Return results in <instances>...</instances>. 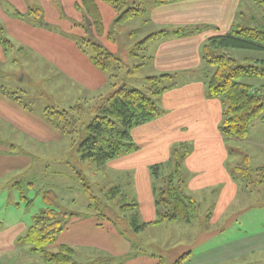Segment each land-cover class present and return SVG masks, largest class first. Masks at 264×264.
I'll use <instances>...</instances> for the list:
<instances>
[{
    "label": "rangeland",
    "instance_id": "1",
    "mask_svg": "<svg viewBox=\"0 0 264 264\" xmlns=\"http://www.w3.org/2000/svg\"><path fill=\"white\" fill-rule=\"evenodd\" d=\"M5 1L0 0V10L5 14L8 11L11 13L14 8L24 13L31 7H41L42 18L49 27L36 25L45 31L33 34L23 33L18 26L10 25L7 18L0 14V24L3 27L6 24L8 27L6 29L8 31H5L4 35L12 43V46L8 48L0 41V86L15 92L20 101L27 106L23 107L7 96L8 100L18 108L10 105L7 107L4 100L0 98V112L19 120H25L26 115L24 114L32 115L36 122L30 121V123L35 131L44 133L50 126L53 136L57 133V137L47 136L44 137L45 141L31 140L29 136L4 123L0 116V146L10 149V146L14 145L17 152L15 155H21L28 162L27 167L22 166L14 177H5L0 180V217H10L11 212L6 211L4 214V208L6 209L8 206L11 210L13 207L16 216H11L9 220L16 219V217L20 220L28 219L30 225L32 216L47 207L43 199V192L51 189L57 195V203L54 205L56 210L66 213H81L78 216L70 217L67 224L72 218L79 220L78 217L85 215L97 218L95 214H104L107 218H123L127 212L124 211L122 205L132 198L136 200L137 204H140V211L141 207L144 208L141 214L142 218L155 219L156 214L149 215L147 212L149 201L154 204L155 200L153 180L156 186H161L162 178L174 170V149L178 148L179 152L183 149L178 145L181 143L178 142L180 138L176 137L170 142L166 147V155L160 154L162 158L159 156L156 159L150 158L156 154L153 152L151 154L144 148L141 152L137 149L131 151L130 153L137 154L134 157H118L116 160L107 161L102 166H96L89 160H81L77 153L71 151L69 136L61 134L53 124L44 119L43 114L46 108L67 109L85 99L92 101V98L97 95L91 96L89 92H81V85L67 77V75H71L77 79L79 76L77 80L81 83V59L73 54L74 51L81 58V51L76 45V40L70 35H87L81 26V21L83 22L81 15L84 12L76 7L78 0ZM133 1L140 3L143 12L119 22L115 21L118 13L108 3L96 0L98 5H103L112 13L110 18L106 14L104 16L103 25L106 28V33H104V37L100 38V41L103 43L109 41L111 44H115V55L124 63L122 67L110 70L109 74H113V77L111 79L108 77V84L101 88L98 95L108 94L119 85L147 91L149 83L145 81V78L151 76L155 71L153 66L146 63V59L150 55L152 46L157 43L148 45L142 50L137 48L134 50V47L153 32L144 20L151 14L153 5L157 4L154 0ZM263 16V4L255 0H243L236 25L259 27ZM88 35L92 37L90 32ZM93 39L100 42L98 36ZM104 47L108 49L106 46ZM218 51L229 54L241 65L254 64L256 59L264 58V51L236 48H222ZM66 57L69 58V65L73 63L78 69L66 67L60 60ZM143 63L145 64L141 65ZM211 69L213 70V67ZM106 75L108 76V74ZM238 81L260 89L264 95V76L244 77ZM167 82L169 83L165 79L164 84ZM0 94L2 95L1 92ZM160 96L153 98L159 109ZM136 127L131 129L130 134H133V129ZM134 134L138 135L136 132ZM200 134L206 136L205 132H200ZM192 135L189 133L186 137L189 138ZM196 137L194 134L193 138ZM262 141H264V108L249 124L245 139L225 138L230 153L231 175L234 167H244L245 156L248 158V167L251 169L264 165ZM186 143L190 150L192 142L186 141ZM134 144L136 147L138 146L137 143ZM170 156L171 160L169 161ZM158 163L163 164L159 178H156V175L152 177L150 166ZM77 171L81 172L84 177L81 182ZM183 171L186 182L188 176L185 173V168ZM254 179H257L255 174L249 183L248 180L246 181V185L236 182L237 196H240L233 198L229 210H224L223 214L212 215L211 193L198 191L194 195L196 198H193L198 206L192 213L190 222H179L180 227H176L177 223H174L175 225L163 223L157 227L149 225L146 230L137 234L132 233L130 237L137 244L139 251L159 254L164 259V264H174L179 255L188 249H193L194 252L205 251L215 248L222 241L231 242L243 237V240L249 241L255 238L252 236L256 232L264 229L262 226L264 224V208L262 207L264 187L255 186ZM83 182L89 187L90 195L93 198L89 196ZM29 201L30 203L27 204ZM14 203L18 204H15V206H19L18 209L15 208ZM137 208L139 211V206ZM241 208L243 209L241 210ZM98 218L107 222L101 217ZM80 223L81 220L75 225L78 226ZM122 226L128 230L126 223H123ZM78 233L74 234L75 241L81 245ZM204 243L208 244L202 246ZM182 244L191 246L184 249ZM51 246L53 244L49 246V251L57 250ZM76 246L73 247L75 264L105 263L103 257L108 256L107 254L95 253L97 250ZM177 248L181 251L180 254H177L178 256H175ZM20 251L23 254L26 253L22 249ZM14 255L9 259L0 257V264H14ZM32 255L36 258L33 257L26 261L25 257H22L17 264H54L45 262L42 255L37 252L33 251ZM219 264H264V251L250 250L244 255L228 258Z\"/></svg>",
    "mask_w": 264,
    "mask_h": 264
},
{
    "label": "crops",
    "instance_id": "2",
    "mask_svg": "<svg viewBox=\"0 0 264 264\" xmlns=\"http://www.w3.org/2000/svg\"><path fill=\"white\" fill-rule=\"evenodd\" d=\"M242 2L243 0L168 1L153 5L151 14L144 20L153 30L152 33L161 30L172 31L177 28H199V30L188 36L154 38L148 42V45L157 43V45L152 46L150 55L146 59V63L153 66V70H155L152 75L172 74L174 75L175 85L160 96L161 115L133 129L136 135H138L135 136L133 132V134H130L131 138L134 143L138 144L137 150L139 152L146 148L151 154L152 152L155 153L156 155L150 156L153 159L158 158V156L162 158L160 154L162 156L166 155V147L176 137L180 138L178 142L191 141L192 147L189 154L183 160V169L185 168V173L188 176L184 185V191L192 198H196L194 195L198 191L211 193L210 198L213 200L210 203L213 209L212 215H220L223 214L224 210L228 211L233 198L237 196L236 182L243 184L245 182L231 175L230 153L226 146L225 138L218 130L224 104L217 98L207 96L206 84L212 69L203 62L201 47L209 37L224 34L231 30L239 18ZM5 3L10 5L7 1ZM98 6L102 20H104L105 14L109 18L112 16L108 8L103 5ZM39 8L41 9V7ZM14 10L18 9L14 8ZM18 11L21 12L20 10ZM0 14H3L7 18L10 25L18 26L23 33L33 34L38 31H45L23 19L12 16L9 11L5 14L0 10ZM84 17V14L81 15L82 20H85ZM4 27V30L8 31L6 30L8 29L6 24H4ZM103 28V32L100 35H96L92 31H90V34L94 37L98 36L100 41V38L104 37V33H106L104 25ZM101 43L110 52L115 54V44H111L109 41ZM70 50L72 51V49ZM80 53L81 58L73 51V54L81 59V83L77 80L79 76H77V79L71 75H67V77L76 84L81 85V92H89L91 96L96 95L101 88L108 84L107 81L109 79L105 73L93 66L86 54L82 51ZM60 60L66 67L70 66L71 68L78 69L73 63L69 65L68 57ZM0 98L4 100L7 107L10 105L18 108L3 94H0ZM24 115H26L25 120H19L0 112L1 120L4 123L29 136L31 140L45 141L44 137L53 136L50 126L46 128L44 133L35 131L30 123V121L36 122L35 118L32 115ZM200 132H205L206 136H202ZM189 133L193 135L187 138L186 136ZM194 134H196V138H193ZM53 137H57V133ZM262 145L264 146V141H262ZM8 151V148L0 146V180L5 177H14L22 166L27 167L26 164H28L26 158L21 155L10 154ZM134 155L137 154L128 153L119 157L128 158L134 157ZM117 158L112 160H116ZM255 186L263 188L264 182L260 185L255 184ZM15 204L13 205L15 206ZM138 206L141 221H154L150 217L142 218L141 214L144 208L141 207L140 211V204ZM18 207L15 206L16 209ZM147 207L149 215L156 214L155 202L153 204L152 201H149ZM262 207L264 208V204H262ZM6 211L11 212L10 217L16 216V211L13 207L10 210L7 206L6 209L4 208V214H6ZM10 217H0V257L9 259L15 254L14 264L20 262L22 257H25L26 261L33 257L36 258V256L32 255L31 246L29 248L28 244L19 240L27 230L29 225L28 219L20 220L16 217V219L9 220ZM29 218L31 217L29 216ZM78 219L73 220L72 218L69 224H65L51 248H58L60 244H67L71 247H77L76 245H78L94 249V251L97 250L95 253H103L113 257L122 256L129 252V240H126L125 237L123 238L109 221L103 222L92 215H85L78 217ZM80 220L81 223L76 226L75 224ZM174 223H177L176 227H180L179 222H170L169 225H175ZM262 226L264 228V224ZM76 232H79L78 237L81 239V245L75 241L76 236L74 234ZM252 237L255 238L249 241L243 240L244 237L237 238L231 242L222 241L215 248L205 251L194 252L193 249H188L186 252H190V256L181 264H219L228 258L244 255V253L250 250L264 251V229L256 232ZM185 241L187 242L188 240ZM207 244L204 243L202 246ZM181 246L186 249L191 245L182 244ZM20 249L26 253L23 254ZM180 251L178 248L175 249V256L180 254ZM156 256H159V254L140 252L121 264H157L158 259Z\"/></svg>",
    "mask_w": 264,
    "mask_h": 264
},
{
    "label": "trees",
    "instance_id": "3",
    "mask_svg": "<svg viewBox=\"0 0 264 264\" xmlns=\"http://www.w3.org/2000/svg\"><path fill=\"white\" fill-rule=\"evenodd\" d=\"M101 1L108 3L118 13L115 21H124L143 12L140 3L133 0ZM168 1L178 0H154L156 4ZM255 1L264 5V0ZM76 7L84 12L85 20L81 22V26L87 35L70 36L76 40L77 47L88 56L91 63L103 73L108 74L107 77L111 79L113 74H109L110 70L115 67L120 68L124 66V63L100 42L93 39L92 35V37L88 35L90 31L100 35L104 29L98 4L96 0H78ZM11 15L26 20L32 25L49 27L42 18V10L37 6L29 8L25 13L13 10ZM197 30L199 28L161 30L146 36L135 45L134 50L136 48L145 49L148 42L154 38L188 36ZM4 33V27L0 24V41L9 48L12 43L5 37ZM222 48L264 51V16L259 27L234 24L228 32L209 37L201 47L203 62L208 67H213L206 84L207 96L217 98L225 104L218 130L224 138L245 139L249 124L264 108V95L260 89L253 88V86L238 80L244 77L264 76V58L256 59L254 64L241 65L229 54L218 51ZM165 79L169 83L164 84ZM145 81L149 83L147 91L119 85L108 94H97L92 98V101L85 99L67 109L46 108L43 114L44 119L53 124L61 134L69 136L71 151L77 153L81 160H89L94 162L96 166H102L109 160L137 149L130 135L131 129L161 115L162 110L159 109L153 98L160 96L175 85L172 74L147 76ZM0 92L23 107H27L20 101L15 92L8 91L2 86H0ZM178 145L183 149L181 152L178 148L174 149V170L162 178L161 186H156L153 180L156 211L154 221L143 222L140 220L138 204L133 198L122 205L124 211L127 212L123 218H107L104 214H95L97 218L101 217L111 222L117 232L130 242L128 253L118 257L105 256L103 257L104 264H121L141 252L130 237L132 233L137 234L149 225L158 226L163 223H188L191 221L192 213L197 209L198 204L184 191L183 171V160L190 150L186 142H181ZM15 149V146L11 145L8 153L16 154ZM162 166L161 163L150 166L152 177L156 175V178H159ZM233 169V177L240 178L245 183L247 180L249 183V179L254 174L257 179L253 180V184L260 185L264 182V166L256 169L249 168L246 156L244 167L236 166ZM77 176L80 182L84 180L81 172L77 171ZM83 185L89 196L93 198L87 184L83 182ZM43 199L47 207L32 216V223L19 240L30 245L31 250L42 255V259L47 263L75 264L73 247L60 244L57 250L53 252L49 251L48 248L55 243L67 220L71 216L80 214L56 210L54 205L57 203V195L51 189L43 192ZM29 203L30 201L27 202V204ZM123 223L128 225V230L123 228ZM189 256L190 252L182 253L174 264H181ZM156 257L158 259L157 264H164V259L161 256Z\"/></svg>",
    "mask_w": 264,
    "mask_h": 264
}]
</instances>
